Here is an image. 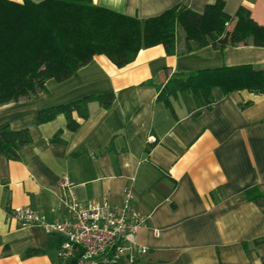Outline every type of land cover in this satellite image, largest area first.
<instances>
[{
  "label": "crops",
  "instance_id": "0c3cea01",
  "mask_svg": "<svg viewBox=\"0 0 264 264\" xmlns=\"http://www.w3.org/2000/svg\"><path fill=\"white\" fill-rule=\"evenodd\" d=\"M91 1L144 19L177 4L201 13L216 0ZM222 1L227 14L244 6L264 26V0ZM240 64L264 67V47L208 45L168 55L154 45L122 67L94 55L68 78L47 79L36 97L0 105V125L27 128L31 137L18 159L0 154V264L56 263L61 236L21 227L7 213L30 206L49 222L60 219L64 177L80 202L120 205L124 189L132 190V204L146 219L135 239L147 252L136 264H264V197L242 198L252 187L264 194V94L216 87L209 109L196 107L187 92L171 99V108L156 99L164 69ZM108 92L114 94L109 108L93 101L87 118L73 115L80 123L75 131L63 114L35 123L41 109ZM29 249L39 252L27 255Z\"/></svg>",
  "mask_w": 264,
  "mask_h": 264
},
{
  "label": "trees",
  "instance_id": "16d2710c",
  "mask_svg": "<svg viewBox=\"0 0 264 264\" xmlns=\"http://www.w3.org/2000/svg\"><path fill=\"white\" fill-rule=\"evenodd\" d=\"M154 45H162L168 55L208 45L219 50L239 45L264 47V26L256 23L244 6L233 15L227 14L222 0L207 4L201 13L177 4L144 19L95 5L91 0H0V105L36 97L45 89L47 79L68 78L94 55H104L122 67L132 62L139 50ZM216 87L224 94L238 90L264 94V67L240 64L182 73L164 69L156 99L171 108L170 100L187 92L196 107L209 109L211 91ZM113 100L112 92L84 96L39 110L35 123L63 114L66 128L75 131L80 123L74 114L83 120L89 115L90 102L107 109ZM51 140H58V134ZM30 142L27 128L13 130L7 123L0 125V154L16 160L20 148ZM261 197L264 194L256 187L242 193L245 200ZM38 252L29 249L26 254Z\"/></svg>",
  "mask_w": 264,
  "mask_h": 264
},
{
  "label": "built area",
  "instance_id": "2783aa9c",
  "mask_svg": "<svg viewBox=\"0 0 264 264\" xmlns=\"http://www.w3.org/2000/svg\"><path fill=\"white\" fill-rule=\"evenodd\" d=\"M64 216L49 222L30 206H16L7 216L21 227L38 225L46 234H58L55 264H136L147 252L136 242L138 229L146 227L132 204L133 192L126 187L120 205L106 199L80 202L72 195L66 178L60 180Z\"/></svg>",
  "mask_w": 264,
  "mask_h": 264
}]
</instances>
